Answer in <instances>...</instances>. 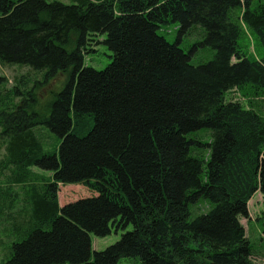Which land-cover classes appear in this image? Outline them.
Returning <instances> with one entry per match:
<instances>
[{
	"label": "trees",
	"instance_id": "trees-1",
	"mask_svg": "<svg viewBox=\"0 0 264 264\" xmlns=\"http://www.w3.org/2000/svg\"><path fill=\"white\" fill-rule=\"evenodd\" d=\"M169 24L197 28L212 59L192 64L159 33ZM97 44L102 70L84 65ZM0 65L65 78L43 104L38 82L0 77V264H256L241 219L264 198V0H0ZM31 167L49 181L29 182ZM67 185L93 194L59 206ZM129 226L91 259L89 234Z\"/></svg>",
	"mask_w": 264,
	"mask_h": 264
},
{
	"label": "rangeland",
	"instance_id": "rangeland-1",
	"mask_svg": "<svg viewBox=\"0 0 264 264\" xmlns=\"http://www.w3.org/2000/svg\"><path fill=\"white\" fill-rule=\"evenodd\" d=\"M65 4L72 3V0H56ZM178 24H169L163 27V29L159 32L163 35L166 40L170 43L179 40L178 45L186 52H191L190 60L194 65H199L202 63H206L212 59L214 55V50L206 46H200L197 41L201 40L200 36H196V31L191 30L189 32H185L178 34L179 30ZM105 36H101L99 38L102 41ZM253 46L255 48V52L257 55L262 54V47L259 43L253 39ZM96 51L92 53H88L85 56L84 65L87 67H91L95 70L104 69L111 61V52L103 45L97 44L93 47ZM30 71H29V70ZM30 77V83L28 85V89L31 90L36 82H38L39 89L37 90V96L39 97V101L45 104L48 100H52L64 86L65 78L62 75H55L47 80V82L43 83L45 78V71H35L26 66H2L0 65V77H4L6 80L5 88H11L16 85V82L22 77ZM226 101H238L242 104H247V99L243 97L242 93L238 90H233L231 92L225 93ZM260 111L264 114V108ZM42 134H40V140L43 146L44 152H57L58 143L60 139L52 134L48 129L41 127L40 130ZM208 135L210 132L207 131ZM206 139V138H205ZM4 149L3 144L0 141V159L3 158ZM31 174L33 177L29 182L43 183V181H49L51 173L48 171H44L39 169L38 167L30 168ZM7 174V171L4 172ZM1 175V174H0ZM3 175V174H2ZM41 178V179H40ZM4 177L0 176V180H3ZM93 193L86 187L82 185H67V186H59L58 191V202L59 206H63L67 203L74 202L77 199H83L90 197ZM205 202L204 200H200L195 205L190 206L191 216L195 217L200 214H205ZM262 223L264 224V198L260 193H256L248 203V218L241 219V224L245 229V236L248 239L251 247V260L253 263L260 264L264 263V234L261 233ZM131 227H127L125 230H115L112 229L111 233L105 237H96L93 234H89V238L91 241V259L93 258V253L97 251H101L106 247L117 242L122 233L130 230ZM0 226V263L6 261L10 256V240L7 242V238L1 232ZM117 264H142L138 258H122L119 260Z\"/></svg>",
	"mask_w": 264,
	"mask_h": 264
}]
</instances>
